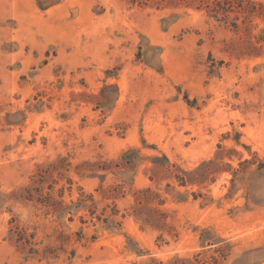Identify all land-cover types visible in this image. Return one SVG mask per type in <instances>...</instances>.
<instances>
[{
  "label": "rangeland",
  "instance_id": "obj_1",
  "mask_svg": "<svg viewBox=\"0 0 264 264\" xmlns=\"http://www.w3.org/2000/svg\"><path fill=\"white\" fill-rule=\"evenodd\" d=\"M0 264H264V0H0Z\"/></svg>",
  "mask_w": 264,
  "mask_h": 264
}]
</instances>
